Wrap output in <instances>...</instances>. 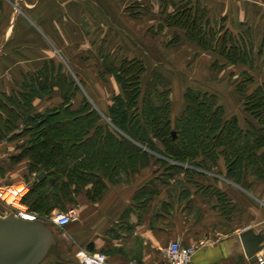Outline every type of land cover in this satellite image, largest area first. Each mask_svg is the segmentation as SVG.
I'll return each instance as SVG.
<instances>
[{"label": "trees", "instance_id": "16d2710c", "mask_svg": "<svg viewBox=\"0 0 264 264\" xmlns=\"http://www.w3.org/2000/svg\"><path fill=\"white\" fill-rule=\"evenodd\" d=\"M197 5L177 8L167 23L184 28L188 40L228 62L252 65L256 59L252 43L243 35L238 41L230 31L217 30L206 15L208 9ZM101 61L121 87L105 114L86 95L75 105L79 82L54 59L25 73L22 90L0 97V139L11 133L27 136L13 162L28 158L30 173L46 172L24 197L30 210L41 215L59 207L66 210L65 202L81 191L88 198L100 197L107 188L105 179L120 182L123 173H136L154 158L167 172L184 163L212 169L223 156L227 177L237 183L251 176L264 178V78L247 94L253 82L249 71L237 84V91L244 94L245 111L254 120L242 125L236 114L227 116L217 93L193 86L185 90L184 107L174 116L172 83L162 73L156 71L144 82L148 68L137 57L112 60L101 54ZM219 66L217 59L214 67ZM56 89L60 101L36 111L34 101L54 96Z\"/></svg>", "mask_w": 264, "mask_h": 264}, {"label": "crops", "instance_id": "0c3cea01", "mask_svg": "<svg viewBox=\"0 0 264 264\" xmlns=\"http://www.w3.org/2000/svg\"><path fill=\"white\" fill-rule=\"evenodd\" d=\"M131 1L0 0V97L22 90L23 75L46 60L61 62L44 45L78 44L73 34L99 28L100 13L122 12ZM199 1L211 14L207 17L225 20L252 43L259 56L264 46V0ZM109 23L102 27L108 28ZM66 29L70 31L65 33ZM85 35L91 38L86 31ZM59 101L56 89L52 97L37 98L34 107L43 111ZM74 103L79 105L80 99L76 97ZM22 138L11 133L0 139V185L22 183L29 173L28 158L12 159ZM180 166L166 172L154 158L136 173H123L120 182L105 179L107 188L100 197L88 198L85 191L76 194L78 214L58 232L60 256L54 254L44 264H78L77 254L83 249L104 252L109 264L130 260L153 264L164 261L163 250L172 240L197 247L195 264H257L245 254L240 233L264 228V178L251 176L249 189L244 188L227 177L223 156L212 169Z\"/></svg>", "mask_w": 264, "mask_h": 264}, {"label": "rangeland", "instance_id": "374dc122", "mask_svg": "<svg viewBox=\"0 0 264 264\" xmlns=\"http://www.w3.org/2000/svg\"><path fill=\"white\" fill-rule=\"evenodd\" d=\"M199 3L201 4L199 0H143L141 2L133 0L122 12L100 13L99 28L86 29L78 36L73 34L72 37H77L75 40L79 41L78 44H48L43 48L50 49L59 58L65 70L76 77L81 88L77 99L86 95L102 114H105L113 94L121 92L120 85L110 73L104 71L105 68L102 66L101 54H108L112 60L124 57H137L143 60L148 68L144 82L156 71L168 78L172 83L171 100L174 116L178 115L184 107L185 90L189 86H194L217 93L219 101L226 109L227 116L236 114L242 125H247L248 121L253 118L245 111L244 94L238 92L236 87L243 81L245 70L249 71L253 77V82L249 83L246 94L262 83L264 51L259 56L257 55L252 65L231 63L222 59L224 58L222 55L203 49L188 40L184 28L167 23L166 20L174 15L177 8L184 4L195 6L200 5ZM105 16L114 19V22H108V28L102 27L108 24ZM210 19L217 30L221 28L228 30L229 34L239 41V35L224 22L225 20L212 16ZM68 31L70 30H64L65 33ZM85 31L91 38L86 39ZM58 34L57 31L56 40L60 38ZM175 36L178 37L177 44H174ZM92 38L93 42H91ZM218 55L220 66L214 67V61L217 60ZM80 80H83V84ZM26 138L23 137L20 140V146L26 144ZM38 174L40 172L27 173L23 182H27L31 188L32 184L39 180ZM249 178L247 177L242 184L246 189L250 187ZM75 201V198L69 202L66 201L64 204L66 210L59 207L50 215H39L42 219L51 221L59 232L62 228L57 227L52 219L59 212L75 210L78 214ZM2 205L3 203L0 202V207Z\"/></svg>", "mask_w": 264, "mask_h": 264}, {"label": "water", "instance_id": "95a60500", "mask_svg": "<svg viewBox=\"0 0 264 264\" xmlns=\"http://www.w3.org/2000/svg\"><path fill=\"white\" fill-rule=\"evenodd\" d=\"M46 176L42 171L39 180ZM245 254L257 262L264 249V228H248L240 233ZM58 231L49 220H26L0 209V264H44L52 255H59ZM78 264H81L78 260Z\"/></svg>", "mask_w": 264, "mask_h": 264}, {"label": "built area", "instance_id": "2783aa9c", "mask_svg": "<svg viewBox=\"0 0 264 264\" xmlns=\"http://www.w3.org/2000/svg\"><path fill=\"white\" fill-rule=\"evenodd\" d=\"M29 190L30 186L27 182H23L21 185H0V202L3 203L2 206H4V208H8L7 210L0 209L6 214H13L18 218L26 220L42 219L37 212L30 210L24 202V197ZM10 196H13L11 201H9ZM75 218V210H70L68 212H59L52 221L57 227L64 229ZM196 249L197 247L194 245H185L179 240H172L163 250L165 254L164 261L153 264H195L194 254ZM77 256L81 264H109L107 255L104 252H90L83 249ZM257 262L259 264H264V255L259 253ZM129 264L143 263L137 260H130Z\"/></svg>", "mask_w": 264, "mask_h": 264}, {"label": "bare ground", "instance_id": "6f19581e", "mask_svg": "<svg viewBox=\"0 0 264 264\" xmlns=\"http://www.w3.org/2000/svg\"><path fill=\"white\" fill-rule=\"evenodd\" d=\"M13 198V196H10V199H9V201H11V199Z\"/></svg>", "mask_w": 264, "mask_h": 264}]
</instances>
